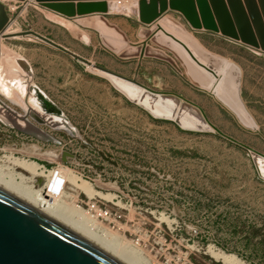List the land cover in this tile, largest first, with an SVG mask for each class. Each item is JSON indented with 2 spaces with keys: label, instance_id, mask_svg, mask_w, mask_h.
Wrapping results in <instances>:
<instances>
[{
  "label": "rangeland",
  "instance_id": "374dc122",
  "mask_svg": "<svg viewBox=\"0 0 264 264\" xmlns=\"http://www.w3.org/2000/svg\"><path fill=\"white\" fill-rule=\"evenodd\" d=\"M2 2L9 22L0 35V45L7 50V59L0 66V99L22 113L33 107L43 119L33 92L28 91L40 83L32 80L17 59L30 61L35 48L42 46L35 31L51 37L53 23L37 17L38 9L32 5ZM13 5L16 8L11 10ZM85 19L78 17L75 22L81 24ZM248 19L250 37L257 39L250 15ZM205 32L212 38L208 41L213 49L241 67L242 96L257 123L256 130L245 127L216 98L220 105L206 98L200 100L202 106L196 104L224 135L180 131L172 123L152 121L146 111L123 109L106 87L89 81L51 80L46 91L66 109L72 133L54 131L57 142H41L0 119V164H8L6 155L13 153L47 170L72 173L89 182L95 189L90 197L104 201L112 211L110 221L100 222L105 233L92 229L90 223L95 221L78 208H86L88 194L67 185L60 200L81 210L89 228L99 236L135 254L144 264H229L215 259L210 248L234 254L246 264H264V182L257 177L245 147L264 154V53ZM90 63L85 65L87 72ZM162 71L165 78L167 72ZM19 80L21 84H14ZM4 85L14 89L24 103L10 102L3 95ZM24 88L27 93L23 95ZM96 98L98 106L119 108V113L92 118L87 126L83 110ZM14 172L28 176L21 168ZM46 182V176H38L32 184L41 188Z\"/></svg>",
  "mask_w": 264,
  "mask_h": 264
},
{
  "label": "water",
  "instance_id": "95a60500",
  "mask_svg": "<svg viewBox=\"0 0 264 264\" xmlns=\"http://www.w3.org/2000/svg\"><path fill=\"white\" fill-rule=\"evenodd\" d=\"M73 1L80 2L74 4ZM35 3L67 18L96 15L80 23L97 29L104 45L121 58L139 57V66L133 77L92 63L88 72L108 80L128 101L151 117L171 121L184 131L224 135L195 102L178 93L156 90L141 83L137 74L144 57L164 60L179 73L183 71L181 65L193 85L214 96L245 127L258 128L243 100L241 67L209 51L183 24L163 14L169 8L180 14L193 31L213 32L264 53V0H139V20L147 25L140 36L145 40L141 44L130 45L124 38L120 42L113 41L112 33L121 32L104 16L109 13L106 0H35ZM248 15L256 28L257 39L250 37L252 29ZM155 20L157 24H151ZM8 22L6 5L0 0V35H4ZM149 41L157 44L159 49L151 48ZM17 62L26 72L30 71L25 59L18 58ZM15 83L21 84V81ZM29 90L43 113L49 117H60V125L72 133V126L60 108L38 87L33 85ZM29 118L40 123L45 121L34 108L18 114L0 99L1 121L27 135L43 140L49 138L33 127ZM245 147L250 152L257 177L264 182V154ZM35 203L0 184V264H126Z\"/></svg>",
  "mask_w": 264,
  "mask_h": 264
},
{
  "label": "crops",
  "instance_id": "0c3cea01",
  "mask_svg": "<svg viewBox=\"0 0 264 264\" xmlns=\"http://www.w3.org/2000/svg\"><path fill=\"white\" fill-rule=\"evenodd\" d=\"M106 1L109 8V13L106 14L108 18L107 20L111 24L115 25L121 32V34L118 32L112 33L113 41L115 42L117 40V42H120L124 38L127 40L129 45L141 44L145 39L140 36V32L147 25L145 26L139 20V0ZM78 2L80 1H73L74 4H77ZM19 3L21 5L28 4V7L31 5L33 7H36L38 9L35 13L37 17L40 18L41 15V18H46L53 23L50 33L51 37L35 31L36 38L41 41L42 44L40 43V45L42 46L37 48V50L35 48V51H33V54L31 56V60H26V62L29 67V72L31 73L32 80H34V82L36 83H40V85L37 87L41 88L40 90L46 93V97L60 108L64 117L68 118L66 109L61 105L59 101L53 99V97L46 91L48 83L51 82V80H55L57 82L64 81L65 83L67 82V79L70 78H74L75 81L81 82L89 81L90 83L99 85L103 88L106 87L107 90L111 92L113 96H115L116 100L124 105V107H122L123 109L129 111L138 109L144 112V110H142L139 106L128 101L126 97L119 91H117L114 87H112V85L106 79L86 71V63L92 62L127 77H133L136 74V70L139 66L140 60L139 57L121 58L118 53H113L107 48V46L105 47L104 43L102 42L100 32L97 29L75 22V19L78 17L90 18V16L93 17V15H77L76 18H67L54 11L39 6V4L35 3V0H27L25 2L19 1ZM35 4H37L38 6H35ZM163 16L170 17L187 27V25H185V22H183V20L181 19V16H179V14L171 9L165 11ZM157 20H155L151 24H157ZM192 34L209 51L228 58L226 55L213 49L209 45L208 40L212 38H209V34L207 32L192 31ZM148 43L151 48L159 49L158 45L154 42L149 41ZM127 45L124 48H121V50L123 51L127 47ZM236 45L243 49H248L250 51L256 52L254 49L247 48L245 46H242L241 44ZM179 66L183 70L182 73L177 72V70L171 64L164 60L155 57H144L140 63L137 79L141 83H144L153 89L178 93L201 106L202 103L200 102V100L203 98L210 99L216 102V105L219 104L214 96L202 91L201 89L193 85L186 75L183 67L181 65ZM162 68L167 72L165 78L163 76L164 74H160V72L164 73L162 71ZM43 84H45V86ZM9 89L11 90L8 85H4L3 92H8ZM75 90L83 91L81 87H75ZM25 93H27V91L24 88L23 95ZM3 95L5 96L4 93ZM10 108L13 110L12 107ZM86 108H84L83 113L87 114V126L90 125L91 120H93L92 118H95V120H97V118H102L104 114L113 113L112 116H115V114L117 115L119 113V108L104 109V107L98 106L97 98L92 103L91 107L87 109ZM106 109H108V111L104 112V110ZM27 110H29V108ZM13 111L18 114H23L22 112L16 110ZM41 114L43 115V120H45L42 123L37 122L36 120L31 118H29L28 120L31 125H33V127L41 130L49 138L43 140L32 135H27L26 133H23L21 131L19 132L41 142H57L54 136V131L62 129L66 130L65 127L60 125L61 118L55 116L49 117V115L43 113V111ZM104 117H106V115ZM3 123L8 125L6 121H3Z\"/></svg>",
  "mask_w": 264,
  "mask_h": 264
},
{
  "label": "bare ground",
  "instance_id": "6f19581e",
  "mask_svg": "<svg viewBox=\"0 0 264 264\" xmlns=\"http://www.w3.org/2000/svg\"><path fill=\"white\" fill-rule=\"evenodd\" d=\"M14 29L15 28H11L10 30L14 31ZM0 49V66H2V64H4V60L7 59V50L4 46H0ZM14 91V89H9L8 92L4 91V94L6 97L9 96L11 101L17 105L24 103L21 102L22 100H19ZM6 157L8 164H0V184L2 186L31 203L37 202L35 203L36 206L75 229L124 263L144 264L138 259V257L135 256V254L126 251L125 248H122V246L99 236L98 233L89 228L81 210L60 200V196L67 185L81 189L89 196L95 194V189L89 182L72 173L63 175L61 171L58 170H47L42 168L37 162L15 156L13 153L6 155ZM16 168L23 169L26 171L28 176L15 173L14 170ZM38 176H46L47 182L44 187L34 188L32 183ZM209 250L211 252L210 254H212L215 259L223 263L246 264L234 254L211 248Z\"/></svg>",
  "mask_w": 264,
  "mask_h": 264
},
{
  "label": "built area",
  "instance_id": "2783aa9c",
  "mask_svg": "<svg viewBox=\"0 0 264 264\" xmlns=\"http://www.w3.org/2000/svg\"><path fill=\"white\" fill-rule=\"evenodd\" d=\"M10 8L11 10H14L16 6L13 5ZM88 197L90 200L86 203V208L81 207L79 205L78 208L81 209L88 218L93 219L95 221L94 223H90V227L92 229L94 230L97 229L98 231L104 233L106 231V228H104L100 222L110 221L112 217V211L104 201L95 199V196L94 197L88 196ZM103 199L106 201H112V200H108L105 197Z\"/></svg>",
  "mask_w": 264,
  "mask_h": 264
},
{
  "label": "trees",
  "instance_id": "16d2710c",
  "mask_svg": "<svg viewBox=\"0 0 264 264\" xmlns=\"http://www.w3.org/2000/svg\"><path fill=\"white\" fill-rule=\"evenodd\" d=\"M150 116V115H149ZM150 118H151V120L152 121H155V122H168V123H172V124H174L173 122H171V121H166V120H159V119H155V118H153V117H151L150 116ZM175 125V124H174ZM177 126V125H176ZM178 127V126H177ZM178 129L180 130V131H184V130H181L179 127H178Z\"/></svg>",
  "mask_w": 264,
  "mask_h": 264
}]
</instances>
